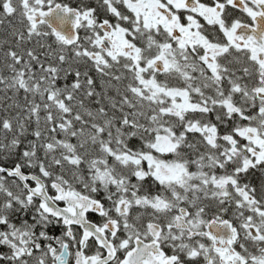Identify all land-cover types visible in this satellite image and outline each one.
Masks as SVG:
<instances>
[{"label":"snow or ice","instance_id":"1","mask_svg":"<svg viewBox=\"0 0 264 264\" xmlns=\"http://www.w3.org/2000/svg\"><path fill=\"white\" fill-rule=\"evenodd\" d=\"M0 264H264V0H0Z\"/></svg>","mask_w":264,"mask_h":264}]
</instances>
